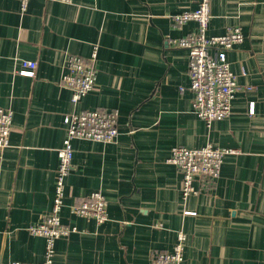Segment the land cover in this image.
Here are the masks:
<instances>
[{"label":"crops","instance_id":"0c3cea01","mask_svg":"<svg viewBox=\"0 0 264 264\" xmlns=\"http://www.w3.org/2000/svg\"><path fill=\"white\" fill-rule=\"evenodd\" d=\"M200 1L30 0L23 13L0 0V109L14 114L0 158V264L44 260L45 239L28 229L53 207L64 117L97 109L118 112L119 136L73 141L60 217L78 231L56 241L53 264H155L180 232L181 264H264V0H210L208 36L244 35L228 53L240 86L232 114L210 126L192 108L189 53L170 45L197 31L172 17ZM96 47L97 87L75 106L58 84L65 60ZM23 60L37 62L33 77L17 74ZM209 144L239 153L224 157L209 192L184 200L171 150ZM96 191L108 203L101 225L71 208Z\"/></svg>","mask_w":264,"mask_h":264},{"label":"built area","instance_id":"2783aa9c","mask_svg":"<svg viewBox=\"0 0 264 264\" xmlns=\"http://www.w3.org/2000/svg\"><path fill=\"white\" fill-rule=\"evenodd\" d=\"M18 1L21 11L25 13L30 0ZM60 1L70 2V0ZM210 19V0H201L197 9L184 11L172 17L174 27L181 29L189 22H195L197 31L188 33L182 38L170 40L171 46L184 49L189 53L188 73L191 82L189 89L193 93L192 108L195 115L208 126L214 121L225 120L232 114V102L240 86L236 74L231 69L228 53L240 45L244 39L239 28H231L224 35L208 36ZM96 59L97 47L89 59L67 55L66 73L58 84L70 90L71 102L75 106L97 87ZM36 69L37 62L23 60L22 68L17 70V74L33 77ZM246 89L250 91L253 88ZM184 90V88L180 89L181 92ZM13 115L11 109H0V158L10 145ZM63 122L66 137L62 147L58 149L59 165L56 172L53 207L39 223L28 229L32 236L45 239L44 260L40 263L15 261L11 264H53L56 241L78 231L76 227L63 224L60 217L65 197V179L72 168L73 141L87 140L111 144L115 143L119 136L118 112L114 110L72 112L65 115ZM237 153H239L238 149L215 147L210 144L201 149L174 147L167 163L174 165L182 174V198L186 200L191 195H199L200 191L209 192L220 178L224 157ZM196 180L200 182V189L195 187ZM107 205L103 193L96 191L88 197L78 199L71 208L75 215L92 218L101 225L108 221ZM185 240L186 236L180 232L174 250L153 254L152 262L181 264Z\"/></svg>","mask_w":264,"mask_h":264}]
</instances>
